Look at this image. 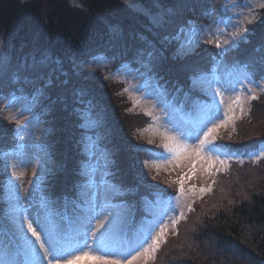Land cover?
I'll return each mask as SVG.
<instances>
[{
  "label": "trees",
  "instance_id": "16d2710c",
  "mask_svg": "<svg viewBox=\"0 0 264 264\" xmlns=\"http://www.w3.org/2000/svg\"><path fill=\"white\" fill-rule=\"evenodd\" d=\"M206 1L140 0V4L151 13L170 9L177 18L180 9L188 16L199 5L203 10ZM77 2L79 6L69 0H0V41L10 62L0 76V95L20 89V94L31 92L33 97L36 91H26L25 80L41 81L43 94L37 111L43 117L47 131L43 144L51 157L41 190L52 211L66 218L67 203L78 198L85 180L81 174L82 111H93L99 119V142L108 156V180L123 188L139 187L137 195L118 198L136 203L135 221L140 224V196L152 199L145 185L159 183L142 177L141 154L145 151L137 149L156 150L160 143L140 136L146 119L134 112L123 83L104 71L98 60L119 57L137 68L150 59L162 88L176 96L191 93L199 101L210 102L208 95L192 89V80L210 71L212 58H219L220 53L209 44L191 55L178 56V44L168 41L172 25L154 27L148 16L133 11L125 0ZM247 33L233 51L234 60L237 65L264 71V8ZM45 56L48 64L38 73L24 71L25 63L31 65V59ZM258 97L248 103L230 132L216 135V146L235 157L212 176L211 191L195 200V211L186 210V220L169 231L167 243L150 264H264V159L259 163L248 160L264 146V92ZM191 102L187 97L189 110ZM15 137L0 105V146L13 147ZM242 155L245 160L239 159ZM3 178L1 171L0 215L5 213ZM171 186L161 189L172 193L177 186ZM2 225L0 219V231ZM129 226L133 228V223Z\"/></svg>",
  "mask_w": 264,
  "mask_h": 264
},
{
  "label": "snow or ice",
  "instance_id": "6c2138e0",
  "mask_svg": "<svg viewBox=\"0 0 264 264\" xmlns=\"http://www.w3.org/2000/svg\"><path fill=\"white\" fill-rule=\"evenodd\" d=\"M246 7L252 6L246 5ZM244 31L247 29L245 28ZM190 35L194 36L195 33ZM237 35L239 32H233V39ZM205 42L215 43L217 48L222 47L219 41L209 39ZM192 44V39L182 43L178 50L179 54H188ZM9 63L7 58L0 56V74L8 69ZM47 64L46 56L34 58L31 65L25 63L24 71L38 73ZM217 70L218 66L213 65L209 73H201L193 79V88H199L211 97L210 102L199 106L194 117L186 119L183 116L177 117L175 113L170 114L166 125L171 124L172 127L165 126L164 131L160 133L161 146L168 155L150 153L149 159L141 161V175L145 178L147 173L144 169H155L156 175H159L160 170L169 165L186 166L187 171L181 167L182 175L178 179L165 181L170 186L172 184L177 186V195L172 196L171 193H167L165 189L156 185H145L150 189L152 199H149L147 195L140 196L139 211L143 215L139 227L131 228L129 222L135 223L136 203L127 200L119 203L114 201L117 197L137 195L139 187L123 188L107 179L97 181L94 169L82 168L81 174L85 180L77 195L80 205L84 206V211L90 214L78 218V227L66 230L50 219L51 213L41 219L38 212L33 219L27 214V209L22 204L15 206L13 211L18 215L12 221L15 227L14 238L8 239L0 246V264H61V262L62 264H79L84 259L94 261L95 264H137L138 261H142V264H150L151 261H155L162 244L167 243L169 230L175 231L177 225L187 218L183 210L177 214V208H186L187 212H193L195 199L202 198L205 193L211 191V187L186 189V180H191L198 169L205 177H211L216 175L220 168H227L225 160L220 159L218 146H213L217 131L237 118L236 109H239L243 116L245 104L259 98L256 87L251 86L256 82L247 73H241L236 79L222 81L217 75ZM233 72H240V70L233 68L227 72V75L231 77ZM259 87L260 91L264 92V84ZM245 90H247V96L244 95ZM37 91L39 92V89ZM226 93L231 95L226 104L227 110L222 116L220 105L225 104ZM217 96L219 103L215 99ZM8 108L9 105H5V109ZM248 111H251L250 107ZM146 114L151 115L150 112ZM6 118L16 125L15 134L22 139V130L30 125L16 116L9 115ZM137 150L147 151L139 148ZM261 159H264V153H258L254 162L259 163ZM5 166L11 169L13 177L20 179L15 171L17 165L7 162V154H5ZM213 168H216V172ZM155 178L153 176V179ZM13 198L20 201L19 192H16ZM41 206L47 209L48 202L42 201ZM96 221L99 223H95ZM94 224L95 228H93ZM38 228L40 231H37ZM97 232L99 235L96 234ZM176 234H179L178 231Z\"/></svg>",
  "mask_w": 264,
  "mask_h": 264
},
{
  "label": "rangeland",
  "instance_id": "374dc122",
  "mask_svg": "<svg viewBox=\"0 0 264 264\" xmlns=\"http://www.w3.org/2000/svg\"><path fill=\"white\" fill-rule=\"evenodd\" d=\"M73 5L79 6L77 0H69ZM126 5H128L133 11L141 12L149 17L150 22L156 28L162 27L165 24L172 25L168 28L170 31L168 41L170 43H177V54L178 56L185 57L193 54L202 45H209L215 47L220 55L219 58H212L214 65L218 66L217 75L222 81L229 79H236L241 73H247L248 76L256 82L257 96L260 93L259 85L264 84V71H255V68H251L246 64L237 65L234 60V49L238 47V43L245 38L248 34L244 29H248L249 25L258 19L259 11L264 7V0H207L202 12H196L192 10L188 16H184V8L180 9V13L176 18V14L172 15L170 9H159L155 13L143 8L140 4V0H125ZM204 3V2H203ZM246 5H251L252 7H246ZM201 7V5H199ZM187 9V8H186ZM158 12V13H157ZM167 15V18H166ZM182 17V18H181ZM176 18V21L175 19ZM181 19V20H180ZM235 25V27L233 26ZM173 30V31H172ZM183 30V32H181ZM202 30V31H201ZM172 31V32H171ZM233 32H239L234 39L232 37ZM190 33H195L194 36ZM192 39L193 44L191 51L188 54H179L178 50L182 43L186 40ZM219 41L222 47L217 48L215 43H206V40ZM227 41V43H224ZM3 42L0 41V56L7 58L9 57L3 50ZM117 57H102L99 58V66L118 81H121L124 85V92L129 97L133 103V110L135 113L142 115V119H146L147 126L139 130V134L142 138L146 139L150 143L158 142L160 143V148L156 150H150L143 152L141 154V160L149 159L150 153H160L163 152L164 155H168L162 145V137L160 133L164 131L165 126L171 128V124L166 125L170 114L175 113L177 117H185L186 119L192 118L196 114L204 103L209 101L196 102L195 110L196 112L191 113L190 116L186 105L184 103V96L189 98L191 102L193 94L184 93L183 98L168 92L166 89L162 88L159 80L152 73V67L150 65V59L143 60L139 63V67L134 68L132 65L126 63H121ZM33 62V59H31ZM116 65H120L118 69H114ZM233 68L239 69L240 72H233L232 76H228L227 72ZM208 71L207 73H209ZM2 74H0L1 76ZM41 83V81H40ZM38 80L26 79L25 87L26 91L34 90L36 93L33 97H30L31 92H24L20 94L18 91L12 92V96L0 95V105L5 113V118L9 115L16 116L18 119L25 121L30 126L22 130L23 138L16 136L17 144L12 149L6 148L2 153H0V172L3 171L4 178L2 179L3 193L5 197L3 219H1L5 225V234L0 232V246L6 243L8 239H13L10 235V231L14 232L15 227L12 223L16 219L17 213L13 211L15 206L22 204L25 209H27V214L30 218L35 219L36 214L39 212L41 219H44L45 215L51 213L50 219L57 222L62 228L66 230H71L79 226V217L84 215H89L90 213L84 211V206L80 205L79 197L76 202L69 201L67 207L69 209L68 218L64 217L62 214H56L52 211V206L46 200L41 190V183L45 179L47 172L51 164L50 153L46 150L43 139L46 135V129L43 126V117L37 111V105L40 102L41 93L43 90L40 87ZM193 87V80H192ZM23 89V88H22ZM39 89V92L37 91ZM194 91H200L199 88H192ZM202 92V91H200ZM247 90H245L244 95L247 96ZM230 93H226L225 104L220 105L221 115L227 110L226 104L230 97ZM14 96V97H13ZM35 97V99H34ZM209 100L211 97L208 95ZM217 103H219V97L216 98ZM198 100V99H197ZM199 101V100H198ZM249 103V102H248ZM245 104V108L248 105ZM5 105H9L8 109H5ZM150 112L151 118L147 119L144 113ZM20 113H25V115H20ZM190 116V117H189ZM134 117V116H131ZM236 119L241 116L239 109H236ZM264 116L262 115V118ZM83 127L84 130L88 131V135H83L81 140V146L84 158L82 159V168H91L95 170V179L97 181L107 179V164L108 156L104 152L100 145V130L98 129L99 120L97 115L90 111L89 108L83 110ZM135 118V117H134ZM227 119V117H224ZM8 121V119L6 118ZM234 120V121H235ZM234 121L229 122L225 127L220 128L216 135L224 134L230 132L233 128ZM9 122V121H8ZM10 123V122H9ZM14 124V123H12ZM211 125H209L210 127ZM16 125L12 126L15 132ZM16 135V134H15ZM202 138V137H201ZM215 141H214V145ZM264 147L260 149L257 153L251 154L248 160L254 161L258 153H264ZM218 152L220 154V159L225 160L227 166L230 164L231 160L235 157V154L229 155L230 153L224 151L218 147ZM5 154H7V162L14 163L17 165L15 171L17 176L20 177L19 180L11 175V169L5 166ZM239 159L245 160L242 155ZM181 167L184 171H187L186 166H174L169 165L167 168H162L159 175H156L155 169L148 170L144 169L147 173L146 180L153 181L155 183L162 184L161 187L170 186L165 181L176 180L182 175ZM220 167V166H217ZM224 168H220L222 170ZM216 171V168H213ZM35 173V175H34ZM153 176L156 178L153 179ZM144 177V176H142ZM11 181V185H9ZM109 181V180H108ZM212 183V176L205 177L199 169L196 175L191 180H186L185 187H195L196 189L209 187ZM173 185V184H172ZM175 191V192H174ZM174 191H171L172 196L178 194L177 187H174ZM16 192H19L21 197L20 201H16L13 197ZM191 195V194H189ZM199 199L197 197L195 200ZM42 201L48 202V208H42ZM122 200L116 198L115 203H119ZM80 205V206H75ZM181 210L186 212V208H177L176 213L178 214ZM95 223H99L96 221ZM131 221L129 222V224ZM35 226V224H34ZM107 227V225H105ZM133 228L139 227L137 220L133 223ZM95 228V224L93 225ZM10 230V231H9ZM171 230V229H170ZM169 230V231H170ZM37 231H40L38 228ZM103 231V229H100ZM14 234V233H13ZM99 235V232L96 233ZM30 235V234H29ZM43 236V233H41ZM62 264V262H61ZM79 264H95L94 261L84 259L79 262ZM137 264H142V261H138Z\"/></svg>",
  "mask_w": 264,
  "mask_h": 264
}]
</instances>
